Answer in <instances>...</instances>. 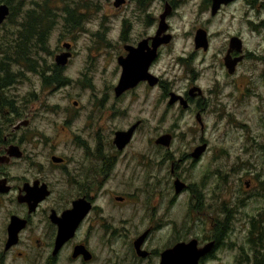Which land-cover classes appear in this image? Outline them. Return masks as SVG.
I'll return each instance as SVG.
<instances>
[{
    "label": "rangeland",
    "instance_id": "rangeland-1",
    "mask_svg": "<svg viewBox=\"0 0 264 264\" xmlns=\"http://www.w3.org/2000/svg\"><path fill=\"white\" fill-rule=\"evenodd\" d=\"M48 1L55 13L46 48L49 55L38 56L46 66L53 64V57L63 51L62 45L69 44L71 57L62 70L69 82L62 87L42 86L37 75L25 72V78L11 91L24 104L25 117L30 119L24 130L30 140L25 144L27 153L81 155L83 149L76 147L75 136L85 141L89 152L97 139L109 152L105 143L112 133L137 124L114 176L105 185L107 190L130 196L121 211L116 210L122 219L126 215L137 221L136 226L122 225L124 235L131 238L135 232L138 236L151 230L145 247L157 252L177 234L199 244L212 240L225 221V236L204 264H264V103L260 97L264 88L262 65L254 56L264 50V31L258 29L264 20V0H236L216 18L209 15L208 0H152L146 13L150 25L134 3L118 9L112 7L113 0L100 1L96 8L84 3L90 7L89 13L82 14L79 27L74 29L63 21V10L71 7L70 0ZM40 2L24 0L22 14H15L0 28V37L8 31L15 34L20 17ZM165 3L174 7L165 20L171 41L159 50L149 72L160 79L168 93L177 95L195 80L205 102L202 112L193 105L186 110L167 106L159 88L145 84L117 100L113 98L121 45L153 35ZM198 28L208 36L205 52L194 50L193 36ZM123 30L125 41H120ZM230 37L239 38L242 49L254 58L239 62L233 74L227 75L221 60ZM197 112L201 128L195 121ZM162 134L172 137L166 157V151L153 144ZM201 144L206 149L200 158L192 161L186 157ZM175 176L190 190L174 195ZM244 182L249 183L247 189ZM8 200L0 205V226L6 213L17 210L10 197ZM158 219L161 222L156 227ZM256 228L261 234L258 253L249 243ZM107 245L101 241L96 244L93 251L97 258L113 255ZM126 245V240L110 244L119 250L120 259L128 254ZM22 250L23 246L15 249ZM14 257L11 254L7 264H36L34 256L22 261Z\"/></svg>",
    "mask_w": 264,
    "mask_h": 264
},
{
    "label": "flooded vegetation",
    "instance_id": "flooded-vegetation-1",
    "mask_svg": "<svg viewBox=\"0 0 264 264\" xmlns=\"http://www.w3.org/2000/svg\"><path fill=\"white\" fill-rule=\"evenodd\" d=\"M5 1L0 0V5H5L7 7L8 15L0 25V28L7 21H10V12H13L10 9L14 6H19L17 16L22 14L21 4L24 0ZM100 1L105 0H70L71 7L66 9L68 14H70L68 22H66L67 27L74 29V26H76L78 28V20L83 17L82 14L89 13L90 7L88 8L84 3H88L90 6L92 5L96 8L99 7ZM151 1L152 0H118V4L116 5L117 0H113L112 7L118 9L124 7L127 3H134L136 9L145 14V21L147 22V25H150L151 21L146 13L148 4ZM91 3L96 4L93 5ZM208 4L209 15L212 18H216L222 9L228 8L227 1L224 4H219L215 9L214 14H211V0H208ZM261 6L264 7V2H262ZM78 7H80V10H77ZM166 7L169 9V14L174 9L173 4L171 3H165L164 8ZM20 18V22L18 23L19 27L16 28L17 31L15 34L8 31L7 34L0 37V205L4 202L9 203L8 198L10 197V203L14 202L17 206L16 211L6 213V220L0 226V264H7V259L11 254H15L14 258H17L20 261L23 259H29V256H34L36 264H136L138 261H144L146 264H159L160 254L163 251L171 249L178 243H187L191 240L196 241L197 249L212 243L210 250L198 259V264H204L207 260H210L213 256L212 254L219 246V241H216L214 238L203 244H199L196 239L185 238L177 234L168 241L161 251L156 252L153 250H147L145 247L151 230L146 229L138 236H136L135 232L131 238H127L126 234L124 235V228L122 225L136 226L137 221L133 218H127L126 215L123 216L125 219H122L121 215L116 214V210L121 211V208L126 204L127 199H130V196L127 194H117L113 190H107L105 185L114 176L115 168L119 163V158L122 156L121 153L132 141L137 124H133L135 125V128L131 137L121 149L116 147L114 143V135L116 132L127 131L133 125L124 131H115L112 133L111 140L105 143L110 149L109 152H105L101 148L100 139L96 140L93 151L89 152L85 141L75 136L74 140L79 144L76 145V147L83 149L82 153H80L81 155L70 154L68 156L59 157L53 154L42 156L33 152L32 155L30 152L27 153L25 144L30 140H27L24 130L28 126L30 119L25 117L26 115L23 110L24 104L21 103L19 97L11 91L14 89L15 85L19 84L25 78V72L37 75L41 83L42 72L44 77H52L56 72L55 68H59L60 71H62L66 63L63 66H57L54 62V57L63 52H67L69 53L68 60L71 57V53L69 52L70 45L68 44L69 48L66 50L63 49V51L55 55L53 57V64L47 66L38 55H49L48 50L40 53L37 49L38 47L32 51V58H28L27 60L19 58V54L18 52L15 53V49L17 46L21 45L20 41L24 40L23 34L24 31H26V28L21 26L23 15ZM258 29L264 31V20H260ZM156 30L157 25L153 35L141 36L139 37V40L136 37L132 42L127 41L128 43L122 44L121 49L123 52L121 55L117 56L116 64L118 59H123L127 56L129 49H136L141 41H146V44L141 51V53H146L147 48H151V39L155 35ZM198 30L204 32L208 48L209 41L206 31L202 28H198L196 31ZM121 33L123 37L121 36L120 41H125L123 39L124 30ZM162 35L169 34L165 31ZM48 36L45 37L47 40L45 45L46 48ZM262 38L264 41V32ZM35 40L37 44V38ZM228 41L229 40L227 39V45L221 60L222 65L225 57H227L228 60ZM168 44H162L157 48L156 58L147 68L149 74H151L149 72L150 66L159 56V50ZM262 44L264 45V43ZM8 48L11 49L9 50ZM199 49L202 50V48L194 50ZM8 56L12 57L9 58ZM237 56L238 55L233 51L230 53L231 58ZM254 56L262 65L260 80L264 88V50L260 56ZM253 58L254 57H252L250 52H246L242 49L241 61ZM14 67H16V69ZM224 70L227 74L225 68ZM140 84H145L149 88H159V91L163 93V98L167 100V106H180L178 102L168 105L170 93L165 90L164 85L159 78H157L156 84L152 87L144 81H140L134 88ZM191 88H198L195 86V80L192 81V85L187 86V89L183 91L181 95L172 94L180 96L186 102V107L184 109L180 106L182 110H186L189 106L193 105L199 112H202L205 108V102L201 90L198 88L200 94L194 96L196 92L190 93L189 90ZM132 89L124 91L119 96H115L113 91V98L117 100ZM260 97L262 99L261 102L264 103V90L261 92ZM72 105L74 106L75 103ZM52 109H54V107H51L50 112ZM199 112L196 113L199 122L196 120V115L195 121L201 128ZM33 114L35 115V112H33ZM157 138H155V140ZM155 140H153L154 146L165 150L166 157L170 144L168 147H162L156 145ZM193 150L186 157L195 161L200 158L202 154L197 159H193L190 156ZM160 163L162 165V161ZM176 179L182 183L176 176L173 178L172 188L174 195L190 190V186L182 183L184 188H182L180 192L175 193L173 182ZM248 185V182L243 183V186L246 189L248 188ZM12 216L17 217L19 220L18 223H20V229L16 233L15 243L6 249L5 245L8 237L7 227L10 222V217ZM150 218L152 220V216ZM158 222H161V220H157L156 227L159 226ZM143 233H146V235L139 248L146 255L144 257H139L136 254L134 243ZM57 240H62V244L55 249V243ZM124 240L127 241L125 252H128V254H125V256L120 259L117 255L119 254V250H115L110 244L118 241L124 242ZM99 241L105 242L106 245L108 243L109 246H107L109 249L112 248L109 251L113 253V255L108 254V256L103 259L97 258L93 249ZM20 246H23L22 252L15 251V249ZM115 259L117 262H115Z\"/></svg>",
    "mask_w": 264,
    "mask_h": 264
},
{
    "label": "water",
    "instance_id": "water-1",
    "mask_svg": "<svg viewBox=\"0 0 264 264\" xmlns=\"http://www.w3.org/2000/svg\"><path fill=\"white\" fill-rule=\"evenodd\" d=\"M228 4L236 1V0H211V14H214L215 9L221 3ZM118 4V0L116 5ZM169 14V9L164 8L163 12L158 17L157 30L155 35L152 37L151 48L146 50V53H141L143 50L146 41H141L138 44L136 49H129L128 54L125 58H121L117 60V64L121 68V73L119 79L116 83V86L113 88L115 96H119L124 91L130 90L135 87V85L144 81L149 86H154L157 82V78L152 76L147 72V68L149 64L156 58V50L160 45L168 44L170 42V35H162L166 29L165 18ZM8 15V9L5 5H0V25L4 21V19ZM162 37L160 38V36ZM194 49L202 48L203 51L207 48L206 38L204 32L198 30L194 36ZM62 48L64 50L68 49V44H63ZM139 50V51H138ZM235 52L238 56L235 58L230 57L231 52ZM143 55V56H142ZM69 57V53L63 52L54 57V62L57 66L65 65L67 58ZM143 57V58H141ZM242 60V49H241V41L237 37H230L228 41V60L227 57L223 59V65L226 69L228 75L233 74L236 65ZM190 93L196 92L194 96H198L200 94V90L198 88H191L189 90ZM175 102L181 106V108L186 107V102L180 96L174 95L170 93L168 105H172ZM196 120H198V115H196ZM135 128V125L131 126L125 132H116L114 135V143L117 148L121 149L130 139L131 134ZM171 141V136L168 134L159 136L155 140V144L168 147ZM206 145L201 144L196 147L190 156L193 159H197L205 150ZM175 193L181 191L184 188V185L180 183L177 179L173 182ZM9 224L7 227V242L5 248L7 249L11 245H13L16 241V233L19 231L20 223L17 217H10ZM146 233H143L134 243V248L136 250V254L139 257H144L146 254L140 250V244L144 239ZM58 241V242H57ZM55 243V249H57L61 244L62 240H57ZM212 247V243L205 245L204 247L197 249L196 241L191 240L187 243H178L174 245L171 249L165 250L160 254V263L159 264H198V259L207 253Z\"/></svg>",
    "mask_w": 264,
    "mask_h": 264
},
{
    "label": "trees",
    "instance_id": "trees-1",
    "mask_svg": "<svg viewBox=\"0 0 264 264\" xmlns=\"http://www.w3.org/2000/svg\"><path fill=\"white\" fill-rule=\"evenodd\" d=\"M5 1V0H4ZM6 2V1H5ZM11 5V3H10ZM18 8L19 6H14L13 8H11L10 10H12L13 12H10V18L9 20L12 21L11 19L13 18V16L15 14H18ZM63 14L65 17H63V21L64 23L68 22V17L70 16V14H68V11L66 10V8L63 10ZM54 17H55V13L53 12L52 8L49 5V1L48 0H41V2L39 4L36 5V8L34 10H28L25 12V14H23V22L21 24L22 27L26 28V31H24V40L20 41L19 46L16 47L15 49V53L18 52L19 54V58L21 59H28V58H32L31 57V53L32 51L37 48L38 51L41 52H46V38L50 32V30L53 28L54 26ZM48 33V34H45ZM37 38V44H36V39ZM9 50L11 48H8ZM37 51V52H38ZM4 53L7 55V53L4 51ZM9 58L12 56H8ZM17 57V54H16ZM56 72L54 73V75L52 77H44L43 76V72L41 73V84L42 86H56V87H62L64 85H67L68 80L64 79L62 76V71H60L59 68H55ZM225 221L220 225V227H218V231L215 233V236L213 237L214 239H216V241L222 239L225 236ZM255 227H253L254 229ZM252 229V230H253ZM251 234V233H249ZM253 234L255 236L254 240H252L250 238L249 243L252 246H256L254 247L255 251H257L256 253L259 252L260 248L258 246L259 242L261 241L260 237L261 234L258 231V229L256 228V230H254ZM252 235V234H251ZM255 243V244H254ZM263 257H264V253H263ZM261 260V259H259ZM257 261V259H254V262ZM256 264H262V262H257Z\"/></svg>",
    "mask_w": 264,
    "mask_h": 264
}]
</instances>
